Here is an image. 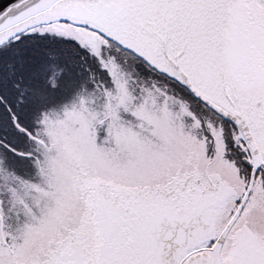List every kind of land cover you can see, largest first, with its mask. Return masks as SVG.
<instances>
[{"label":"snow or ice","instance_id":"snow-or-ice-1","mask_svg":"<svg viewBox=\"0 0 264 264\" xmlns=\"http://www.w3.org/2000/svg\"><path fill=\"white\" fill-rule=\"evenodd\" d=\"M0 264H264V0H0Z\"/></svg>","mask_w":264,"mask_h":264}]
</instances>
